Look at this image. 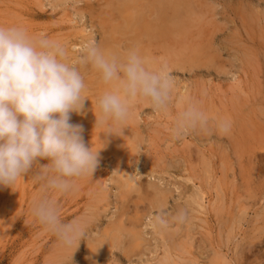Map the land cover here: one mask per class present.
Wrapping results in <instances>:
<instances>
[{
    "label": "rangeland",
    "instance_id": "rangeland-1",
    "mask_svg": "<svg viewBox=\"0 0 264 264\" xmlns=\"http://www.w3.org/2000/svg\"><path fill=\"white\" fill-rule=\"evenodd\" d=\"M194 2L198 14L193 10V17L183 18L186 32L174 33L171 40L155 35L138 41L131 30L120 36L127 38L123 45L141 43L148 67L151 61L153 68L167 66L174 87L166 112L134 102L120 136L105 137L102 126L88 122L81 134L85 146L101 148L102 140L104 146L91 177L76 181L68 194L42 190L33 180L47 163L39 158L13 189L0 186V264H156L165 248L180 264H264V0ZM116 4L0 0V25H19L61 41L74 58L86 42L100 45L110 26L122 21ZM81 71L84 94L96 99L107 86L90 66ZM188 103L209 117L230 118V133L190 131L174 138V117ZM77 115L70 113L69 122L75 124ZM130 144L137 148L131 150ZM121 171L142 183L139 192L118 188L114 178ZM157 189L166 204L153 202ZM37 196L56 202L62 223L85 224L87 234L77 246L62 247L33 219L29 209ZM178 209L185 210L183 223L172 219ZM158 215L167 227L156 223ZM120 220L141 232L138 247L125 250L123 243L112 248L105 242L104 235Z\"/></svg>",
    "mask_w": 264,
    "mask_h": 264
},
{
    "label": "clouds",
    "instance_id": "clouds-1",
    "mask_svg": "<svg viewBox=\"0 0 264 264\" xmlns=\"http://www.w3.org/2000/svg\"><path fill=\"white\" fill-rule=\"evenodd\" d=\"M84 66L107 86L96 98L94 122L103 126L105 137L122 135L134 102L154 112L168 110L174 87L170 71L166 65L148 67L135 46L116 55L88 41L71 58L61 41L19 25H0V186L13 189L38 158L47 161L32 176L42 190L68 194L76 181L91 177L104 141L101 148L85 146L82 126L69 122L70 113L81 114L88 99ZM231 127L230 118L209 117L196 103H188L176 113L170 132L174 138L190 131L227 135ZM29 212L62 247L77 246L87 234L80 220L62 223L52 199L37 196ZM155 219L167 227L162 215ZM172 219L183 223L185 210L178 209Z\"/></svg>",
    "mask_w": 264,
    "mask_h": 264
},
{
    "label": "bare ground",
    "instance_id": "bare-ground-1",
    "mask_svg": "<svg viewBox=\"0 0 264 264\" xmlns=\"http://www.w3.org/2000/svg\"><path fill=\"white\" fill-rule=\"evenodd\" d=\"M110 1V0H109ZM116 8L118 11H120V16L122 18V21L119 24H115L110 26V30L107 33V36H105L100 43V46L104 49L112 52L116 55H123L124 53L121 51L128 50L130 47H133V45H123V42L126 41L127 38H120L122 34H125L126 31L133 32L136 36L135 40H140L141 38H148L156 35L155 39L158 38L161 39L164 37L167 40H171L172 35L174 33H181L184 34L187 30L188 21L183 18H187L188 16L193 17V2L195 0H116ZM59 2V1H58ZM197 2V1H196ZM199 2V1H198ZM195 3V2H194ZM200 4V3H199ZM113 5V4H111ZM196 8V7H195ZM101 9V8H100ZM110 9V8H109ZM115 9V8H113ZM200 9V8H199ZM82 11V10H81ZM251 11V10H250ZM78 13V12H77ZM101 13V12H100ZM192 13V14H191ZM198 14L197 11L194 10V15ZM115 14V13H114ZM79 15V14H78ZM103 15V13L101 14ZM188 15V16H187ZM200 15V14H199ZM113 16V15H112ZM119 16V15H118ZM197 16V15H196ZM201 16V15H200ZM84 17V15H83ZM95 17V16H94ZM202 17V16H201ZM80 18V17H79ZM97 19V18H96ZM116 21V18H114ZM113 19V20H114ZM114 21V22H115ZM178 21V23H177ZM193 22V21H192ZM253 22V21H252ZM251 22V23H252ZM99 27V26H98ZM201 27V26H200ZM86 28V27H85ZM259 28V27H258ZM82 30V29H81ZM83 33V32H82ZM86 33V32H85ZM103 33V32H102ZM199 33V32H198ZM122 35L121 37H123ZM128 36V33H127ZM150 37V38H151ZM133 38V37H132ZM157 38V39H158ZM130 42V41H129ZM137 47L141 44L139 42H134ZM75 46V45H74ZM135 46V47H136ZM141 48H143L141 46ZM158 48V47H157ZM75 49V48H74ZM168 49V48H166ZM143 50V49H141ZM170 50V49H169ZM140 55H143V52L140 51V47L138 49ZM168 51H166L167 53ZM76 53V52H75ZM142 53V54H141ZM170 54V53H169ZM144 56V55H143ZM142 56V57H143ZM168 56V55H167ZM177 56V55H176ZM148 57V56H147ZM75 58V56H74ZM177 58V57H176ZM181 60V59H180ZM248 60V59H247ZM149 62V61H148ZM150 63V62H149ZM152 63V61H151ZM149 64L150 67H154V65ZM148 64V63H147ZM159 66V65H158ZM85 72V71H83ZM95 74V73H94ZM89 78V77H88ZM99 78V77H98ZM95 80V79H94ZM96 82V81H95ZM94 82V83H95ZM100 82V81H99ZM93 83V82H92ZM97 83V82H96ZM95 83V84H96ZM94 84V85H95ZM102 84V83H101ZM92 86V85H91ZM102 86V85H100ZM181 88V87H180ZM103 89V88H102ZM179 89V88H178ZM101 90V89H100ZM179 91V90H178ZM181 91V89H180ZM186 91V90H185ZM247 92V91H246ZM183 94L182 96H184ZM88 97V96H87ZM86 102L83 103V108L81 110V114H78L76 117V123L82 126V129L86 128L88 126V122H95V115L97 114L96 109V99H85ZM145 104V103H144ZM143 104V105H144ZM135 108V107H134ZM140 108V107H139ZM142 109V108H141ZM249 111V110H248ZM87 115V116H86ZM139 115V114H138ZM131 117H133L131 115ZM136 118V117H135ZM134 119V118H133ZM139 120V118H137ZM139 122V121H137ZM74 123V121H73ZM137 124V123H136ZM103 127V126H102ZM89 128V127H88ZM136 128V127H135ZM83 133V130H82ZM81 133V134H82ZM133 135H130L132 137ZM100 137V136H99ZM237 137V136H236ZM139 138V137H138ZM92 140V139H91ZM116 141V140H115ZM90 142V141H89ZM133 142V141H132ZM135 142V141H134ZM142 142V141H141ZM120 143V142H119ZM134 144V143H133ZM108 145V144H107ZM128 145V144H127ZM131 145V144H130ZM129 148L132 150L136 149L137 146H130ZM139 145V144H138ZM106 147V146H105ZM256 150V149H255ZM101 151V149H100ZM99 151V152H100ZM136 151V150H135ZM133 152V151H132ZM107 153V152H106ZM117 155V154H116ZM102 156V155H100ZM99 156V157H100ZM123 156V155H122ZM120 158V156H119ZM117 159V158H115ZM102 161V160H101ZM117 162V160H116ZM120 162V161H119ZM116 168V167H114ZM118 168V167H117ZM116 168V169H117ZM121 168V167H120ZM115 169V170H116ZM122 170V168H121ZM118 171V169H117ZM120 171V170H119ZM117 178L115 179V182L117 183L118 188L123 187L131 191H137L139 192L142 188V183L139 184L137 180L133 179L131 177L130 172H118ZM152 186V185H150ZM145 190V189H144ZM123 191V189H122ZM125 191V189H124ZM146 191V190H145ZM128 192V191H126ZM124 192V193H126ZM132 193V192H131ZM144 194V193H143ZM141 193V195H143ZM156 197L154 198L155 203L158 204V206L162 204H166V195L163 194V191L155 190ZM130 195V194H129ZM146 195V194H145ZM131 196V195H130ZM142 197V196H141ZM152 197V196H151ZM194 198V197H193ZM196 198V197H195ZM144 199V198H143ZM141 200V199H140ZM196 200V199H195ZM197 201V200H196ZM195 201V202H196ZM200 201V200H199ZM153 202L151 204H153ZM204 202V201H203ZM203 202L201 203L202 205ZM135 204V203H134ZM157 204L155 206H157ZM206 204V202H205ZM199 205V203H198ZM207 205V204H206ZM205 206V205H204ZM153 207V206H152ZM202 207V206H201ZM150 208V207H149ZM148 210V209H147ZM149 211V210H148ZM118 212V211H117ZM123 214V213H122ZM120 215V214H119ZM122 216V215H121ZM234 216V215H233ZM121 219V218H120ZM131 220V218H130ZM121 221V220H120ZM116 222V221H115ZM131 222V221H130ZM129 223V222H128ZM109 224V223H108ZM118 224V225H116ZM130 224V223H129ZM132 224V222H131ZM110 226V225H109ZM133 226V225H131ZM137 226V225H136ZM129 227V226H128ZM124 224V220L120 223H113L112 227L110 228L109 232L104 235L105 242H107L110 247L116 246L117 243L122 244L125 248V250L134 249L135 247H138L142 241L141 232L135 230L134 228H128ZM138 227V226H137ZM154 227V226H153ZM162 228V227H161ZM233 228V227H232ZM159 229V228H158ZM157 230V228H156ZM264 231V230H263ZM159 233V231H157ZM162 232V231H161ZM165 234V233H164ZM162 235V234H159ZM167 238V237H166ZM100 242V241H99ZM102 242V241H101ZM103 244V243H102ZM106 245V244H105ZM142 245V244H141ZM255 246V245H254ZM72 247V246H71ZM176 248V246H174ZM65 248V247H64ZM104 248V247H103ZM94 249V248H93ZM102 250V249H101ZM149 250V249H148ZM64 251V250H63ZM69 251V250H67ZM66 251V252H67ZM170 250H166L162 256L161 259L158 258V262L156 264H180L176 262V259H173L172 252H169ZM131 252V251H130ZM249 253V252H248ZM100 254V253H99ZM110 254V253H109ZM62 255V254H61ZM101 255V254H100ZM178 257V256H177ZM181 257V256H180ZM215 257V256H214ZM225 258V257H224ZM156 259V258H155ZM182 259V258H181ZM226 259V258H225ZM153 260V259H151ZM179 260V258H178ZM212 262V261H211ZM194 263V262H193ZM212 264V263H211Z\"/></svg>",
    "mask_w": 264,
    "mask_h": 264
}]
</instances>
